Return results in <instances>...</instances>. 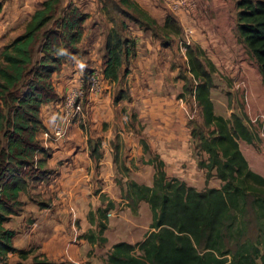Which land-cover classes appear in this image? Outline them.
<instances>
[{
    "label": "trees",
    "instance_id": "obj_1",
    "mask_svg": "<svg viewBox=\"0 0 264 264\" xmlns=\"http://www.w3.org/2000/svg\"><path fill=\"white\" fill-rule=\"evenodd\" d=\"M118 1L134 11L122 13L139 26L162 30L175 27L174 33L181 34L172 15L159 26L138 2ZM237 6V32L256 59L264 82V0H238ZM87 18L78 7L63 9L62 0H45L27 21L24 32L0 50V263L10 252H18L23 259L31 253L14 246L17 232L5 222L16 213L21 205L20 192L27 187L19 171L37 156V135L43 128L41 108L58 99L53 75L80 51ZM109 19L114 23L112 16ZM135 46V41L123 36L113 24L105 42V78L121 80L123 66L134 55ZM187 56L189 72L196 81L194 95L202 109L203 128L208 129L192 130L197 155H207L198 164L207 170V180L214 176L223 184L199 190L169 177L164 161L155 156L150 162L156 167L153 184L131 179L123 192L135 213L142 202L149 204L153 231L140 243L114 244L105 264H264V176L250 167L240 147V140L254 143L256 134L241 115L225 117L215 112L211 91L216 66L205 50L189 44ZM124 98L119 94L115 101ZM112 207L110 203L90 210L89 220L97 226L96 231L86 234L91 243L107 241L104 233ZM252 216L259 231L256 240L247 235ZM33 261L55 264L38 257Z\"/></svg>",
    "mask_w": 264,
    "mask_h": 264
},
{
    "label": "rangeland",
    "instance_id": "obj_2",
    "mask_svg": "<svg viewBox=\"0 0 264 264\" xmlns=\"http://www.w3.org/2000/svg\"><path fill=\"white\" fill-rule=\"evenodd\" d=\"M44 1L0 0V50L7 42L24 32L29 17L42 6ZM146 1L149 4L148 9L155 14L159 26H163L166 18L172 15L177 26L181 28V34L174 33L175 27L171 28L172 30H162L149 25L139 26L122 13L127 10L134 14V11L124 7L118 0H62L63 9H68L70 6L78 7L88 15V18L86 25L84 24L80 51L64 65L71 69V73L78 74L74 80L68 81L67 90L57 92L58 99L55 101L64 100L71 87L78 85L79 82L86 88L93 72L99 74L100 89L97 94L87 90L81 103L83 111L88 107L86 106L88 94L97 97L102 89L103 93L106 90L111 94L114 119L105 121L102 130L103 133L112 124L114 125V138L111 139V145L109 141L103 142L105 137L102 133L97 135L91 132L94 120L88 114L86 118L82 116L72 120L69 125L76 128L77 133L74 136L82 137L88 142L92 156L99 158L102 154L103 157V152L108 151V159L112 157V163L103 160L101 164L97 161L91 166L93 194L98 196L101 202L103 201V207L109 206L110 203L116 204V207L110 210L111 216L121 215L122 220L125 221L137 215L128 207V201L124 198L126 182L133 179L151 186L156 167L150 162L155 156L160 157L159 153L151 149L146 115L141 114L140 109L143 107L137 103L140 94H144L143 90L147 92L157 89V93H163L165 96H172L173 93L175 96L172 98H176L177 104L183 105L186 109V121L191 132V146L196 162L195 164L193 160H190L192 164L189 160L181 162L180 170L172 177L185 181L199 190L220 188L223 184L214 176L207 180V170L199 167L198 164L199 159L206 158L207 155L205 153L197 155L192 130L203 129L208 132V129L203 128L202 109L194 95L196 81L189 72L187 56L189 44L200 45L216 66L213 73L214 87L211 91L215 112L225 117H231L235 113L241 115L256 134L254 143L240 140V147L250 167L264 176V82L256 59L250 54L237 32L238 0ZM98 11L103 14L97 15ZM111 16L114 18V23L109 19ZM113 24L123 36L133 39L136 44L133 49L134 55L132 53L130 60L123 66L121 80L115 83L105 78L102 72L103 65L106 64L105 35ZM103 27L105 31H101ZM155 54L157 59H154ZM93 55L97 56L96 64L95 59H92ZM119 94H124L125 98L118 103L114 102ZM46 131L49 129L43 130L42 139H38L39 148L34 161L19 171L25 178L27 187L20 193L21 205L16 207L15 214L9 216L5 222L6 226H16V217L21 216L24 210L23 200L30 205L34 202L39 206L50 205L57 196L48 190L51 180L56 176L57 167L47 164L48 158H51L54 153V149L48 145V142H54V139H47ZM67 132L69 134V130ZM68 134L60 140L62 144L60 147L62 150L69 147L67 151L73 148L75 152L79 147L78 145L76 148V145L80 143H76L74 139V144L71 145L69 141L71 136ZM6 143L4 140V145ZM65 158V155L59 157V166L70 162L69 158L67 160ZM249 220L247 235L256 240L259 235L257 220L253 216ZM21 226L23 224L19 223L16 227L20 229ZM17 234L20 233L17 232L16 237L21 239L19 237L21 235L17 236ZM97 251L106 253L104 246H99ZM32 255L28 259H23L18 252H10L0 264H34Z\"/></svg>",
    "mask_w": 264,
    "mask_h": 264
},
{
    "label": "crops",
    "instance_id": "obj_3",
    "mask_svg": "<svg viewBox=\"0 0 264 264\" xmlns=\"http://www.w3.org/2000/svg\"><path fill=\"white\" fill-rule=\"evenodd\" d=\"M134 1L138 2L155 18L153 11L148 9L147 6L149 4H147L146 0ZM98 14L102 15L103 13L98 11ZM97 30L100 29L97 28ZM101 31H105V27ZM99 42H96V44L100 45ZM93 57L95 56L93 55L92 59H95L96 64L97 56ZM154 59H157L156 54ZM105 66L106 64L103 65V68ZM67 68L65 66L60 73H55L58 76L53 75L54 86L58 93H61L64 89L67 90L68 81L74 80V77L78 74L71 73V69ZM143 92L144 94H140L137 103L143 107L140 109L142 111L141 114L146 115L145 120L149 130L151 149L159 153L161 159L165 161L167 175L169 177L175 176L180 170L179 164L181 162L186 160H189L190 164H192L190 160H193L194 164L196 162L193 158L191 132L186 121V109L183 105L179 106L177 104L176 98H172V96H175L173 93L172 96H165L163 93H157V89L147 92L143 90ZM110 95L106 90L103 93L102 89L99 96L95 97L93 94H88L86 97V106L88 107L84 111L83 117L86 118L87 114L92 117L94 121L91 132L93 131L97 135L102 133L105 121L114 119V110L111 105L113 100H111ZM114 102H116L115 99ZM59 109L60 102L56 101L42 106L41 119L43 128L38 132V139H42L43 130L50 129L60 119ZM68 127L70 128L68 130L71 136L69 138L71 145L74 144V139H76V143H80L75 144L76 148L79 145L78 150L75 152L73 148L67 151L69 147H65L62 150L60 140H54L56 143L53 141L48 142L44 137L48 145L54 149L53 156L48 158L47 164L57 167L56 176L51 180L48 188L50 192L57 195L53 203L39 206L35 202L33 203L34 205H30L26 203V200H23L25 203L24 210L21 216L16 217L15 220L16 226L19 223L23 224V226L20 229L15 225L6 226L5 224V226L20 233L17 236L21 235L19 236L21 239L15 236L13 244L17 249L31 250V254H33L32 260L34 257H38L40 260L47 259L55 264H105L107 255L114 244L122 241L137 244L146 239L147 235L153 230L151 228L152 211L150 210L151 208L149 209V204L142 202L137 215L131 219L125 221L122 220L121 215H118V217L110 216L108 227L104 233L107 241L102 244L98 241L91 243L86 234L90 230L96 231L97 226L90 222L89 212L101 207L104 208L103 201L101 202L99 197L93 194L91 166L95 165L97 161L101 164L103 160L112 163V157L108 159V151L103 152V157L102 154L99 158L92 156L88 142L82 137L74 136L77 132H75L76 128L73 125ZM113 128L114 125L112 124L111 127L103 131L104 143L109 141L111 145V139L114 138ZM63 155L66 156L65 160L69 158L70 162L59 166V157ZM115 207L116 204H113L112 210ZM18 239L19 241H17ZM99 246H104L106 253L98 252Z\"/></svg>",
    "mask_w": 264,
    "mask_h": 264
},
{
    "label": "built area",
    "instance_id": "obj_4",
    "mask_svg": "<svg viewBox=\"0 0 264 264\" xmlns=\"http://www.w3.org/2000/svg\"><path fill=\"white\" fill-rule=\"evenodd\" d=\"M98 76L99 74L93 72L86 88L81 82L71 87L67 96L60 102V119L52 125L49 131L45 132L47 139L61 140L67 136L68 126L71 121L81 118L84 114L81 103L87 94V90L95 94L98 93L100 89V78ZM108 216H111L110 211Z\"/></svg>",
    "mask_w": 264,
    "mask_h": 264
}]
</instances>
